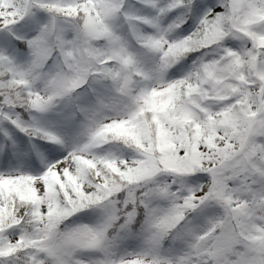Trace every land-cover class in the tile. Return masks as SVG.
<instances>
[{"label":"snow or ice","instance_id":"obj_1","mask_svg":"<svg viewBox=\"0 0 264 264\" xmlns=\"http://www.w3.org/2000/svg\"><path fill=\"white\" fill-rule=\"evenodd\" d=\"M0 264H264V0H0Z\"/></svg>","mask_w":264,"mask_h":264}]
</instances>
